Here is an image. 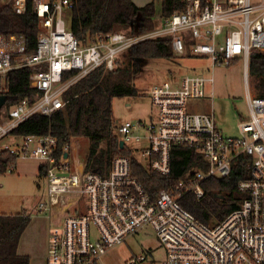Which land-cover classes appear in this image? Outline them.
<instances>
[{"label": "built area", "instance_id": "1", "mask_svg": "<svg viewBox=\"0 0 264 264\" xmlns=\"http://www.w3.org/2000/svg\"><path fill=\"white\" fill-rule=\"evenodd\" d=\"M31 2L40 30L36 51L26 54L23 34H0V76L20 67L42 66L31 75L32 86L41 95L33 102L24 98L3 113L0 141L34 115L51 118L63 108L64 93L73 84L103 65L115 70L122 64L121 54L147 39L169 37L175 54L208 62L212 68L241 60L247 83L251 56H264V0H183L185 9L163 16L151 38L148 33L115 31L97 34L86 45L67 28V12L75 0ZM28 3L14 0L15 12L25 13ZM204 71L156 85L151 92V120L116 128L124 148L161 176L171 174L176 148L192 149L202 157V166L178 183V196L161 190L153 199L133 175L128 156H116L107 173L86 170L76 141L59 154L51 132L23 136L4 148L17 161H39L44 170L46 198L37 209L48 218L45 264H99L110 249L147 227L166 251L162 264H264V97L254 95L248 84L249 117L239 122L237 136L226 135L213 111L190 107L193 101L211 97L208 90L215 79ZM67 74L72 75L65 79ZM131 142L139 146L129 147ZM243 156L248 157L250 173L239 183L242 199L236 210L207 224L181 205L186 194L204 199L205 182L230 176ZM144 261L145 256L132 257L127 264Z\"/></svg>", "mask_w": 264, "mask_h": 264}, {"label": "trees", "instance_id": "2", "mask_svg": "<svg viewBox=\"0 0 264 264\" xmlns=\"http://www.w3.org/2000/svg\"><path fill=\"white\" fill-rule=\"evenodd\" d=\"M0 0V34H23L26 36V54L36 51L40 36L39 22L29 0L25 13L18 14L12 1L1 5ZM14 1V0H13ZM163 16H171L183 11V0H162ZM156 6L150 3L139 7L133 0H75L74 7L67 12V28L75 37L86 45L97 34H108L120 30H128L133 36L144 35L155 29L154 17ZM70 17V20H69ZM172 40L169 37L147 39L124 54L126 66L109 70L105 65L97 68L84 78L73 84L63 96V108L57 110L51 118L34 115L21 123L12 136L21 138L26 135L51 134L57 138L59 154L73 141L88 140V151L85 169L88 171L107 173L116 156L131 158L133 175L139 179L153 199L161 190L178 196L176 187L187 172L197 165L202 166V157L194 150L176 148L171 156V174L161 176L149 171L140 162L136 153L129 148H121L114 117V99L117 97L140 94L136 86V78L140 73L142 62L162 60L174 56ZM123 61V62H124ZM125 64V63H124ZM44 69L42 66L20 67L0 76V98L7 96L3 113L16 106L24 98L33 102L41 91L32 86L33 72ZM250 73L257 75L261 86L264 85V56L254 53L250 59ZM72 74H67V79ZM3 91V92H2ZM264 97V92L261 94ZM8 110H5V109ZM10 108V109H9ZM19 161L7 150H0V174L10 167L17 166ZM248 157L243 156L234 164L227 178H212L205 182L206 196L202 200L192 194L180 198L181 205L196 218L210 224L222 221L236 210L241 203L239 183L249 177ZM45 173L40 167V177ZM31 222L26 213L18 215H0V264H30V257L20 255L18 247L21 237Z\"/></svg>", "mask_w": 264, "mask_h": 264}, {"label": "rangeland", "instance_id": "3", "mask_svg": "<svg viewBox=\"0 0 264 264\" xmlns=\"http://www.w3.org/2000/svg\"><path fill=\"white\" fill-rule=\"evenodd\" d=\"M11 1L13 3V0H2L1 5ZM134 1L141 7L154 3L156 6L155 28L158 29L162 26L164 20L162 0ZM156 29L148 32L150 38L151 32ZM120 31L130 34L128 30L122 29ZM123 61L122 58L121 66H126V62ZM202 70H205L204 73L213 76L215 79L213 87L208 90L211 97L191 102V109L204 113L213 111L220 129L226 135L237 136L239 134V122L249 117L246 92L248 84L254 95L261 96L264 92V85H260V79L249 71L247 83L245 65L241 60L232 63L230 66H216L214 68L208 62L178 54L168 59L142 62L140 73L135 81L140 94L135 97L126 96L114 99L116 124L136 121L149 122L154 113L151 92L156 85L163 82H174L177 79L181 80L189 74ZM141 134L144 135V132H141ZM11 136L0 141V150H4L8 144H16L15 140L21 141V138ZM79 141L78 158L82 164H85L88 140L83 138ZM128 146L138 147L139 145L136 142H131L128 143ZM132 149L136 150L137 148ZM40 166V162L37 160H21L18 162L15 172L0 174V215L2 213L18 215L26 212L31 217L38 216L40 224L47 222L48 225L46 213L38 214L37 209L41 201L46 198V184L44 178L39 177ZM70 212L73 213L74 210ZM36 238V233H26L23 239V246L26 250L30 251L36 245ZM39 256L40 259L34 263L31 261L30 264H43L41 261L42 253ZM138 256L146 257V261L139 264H162L165 260L166 251L150 227L142 229L138 234L129 237L125 243L110 249L102 257L99 264H127L132 257ZM29 257L31 260L32 255H29Z\"/></svg>", "mask_w": 264, "mask_h": 264}, {"label": "crops", "instance_id": "4", "mask_svg": "<svg viewBox=\"0 0 264 264\" xmlns=\"http://www.w3.org/2000/svg\"><path fill=\"white\" fill-rule=\"evenodd\" d=\"M134 3L136 4L135 1H134ZM139 7H141V6H139ZM237 61H240V60H237ZM14 142H18V141L15 140ZM76 142H77L76 143V145H77L80 141L76 140ZM77 146L79 147L80 145L78 144ZM78 153H79V150H78ZM40 167H39V177H40ZM16 169H17V166H16L14 172L16 171ZM2 214H5V213H2ZM38 214H41V213L38 212ZM26 215H29V213H26ZM38 219H39L38 216L31 217V222L21 237L20 244L18 247V253L20 255H24V256L32 255V259L30 260V262L32 261V263H34L35 261L40 259L39 255H40V253H42V260L41 261L43 264H45L46 263V256H47V240H48V230L47 229H48V225H47V222L44 224H40ZM27 232L28 233L32 232V233L37 234V238L35 241L36 245L30 251L26 250L25 247L23 246V239H24Z\"/></svg>", "mask_w": 264, "mask_h": 264}, {"label": "water", "instance_id": "5", "mask_svg": "<svg viewBox=\"0 0 264 264\" xmlns=\"http://www.w3.org/2000/svg\"><path fill=\"white\" fill-rule=\"evenodd\" d=\"M41 27L42 26H40V28ZM123 56H124V54H121L120 55L121 58H124ZM6 101H7V96L6 95H2L1 98H0V110L5 106ZM120 147L122 149L124 148V142L123 141L120 142Z\"/></svg>", "mask_w": 264, "mask_h": 264}]
</instances>
